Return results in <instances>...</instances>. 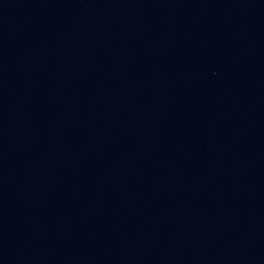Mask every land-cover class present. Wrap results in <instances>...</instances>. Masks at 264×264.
Wrapping results in <instances>:
<instances>
[{
	"label": "water",
	"instance_id": "obj_1",
	"mask_svg": "<svg viewBox=\"0 0 264 264\" xmlns=\"http://www.w3.org/2000/svg\"><path fill=\"white\" fill-rule=\"evenodd\" d=\"M0 264H264V0H0Z\"/></svg>",
	"mask_w": 264,
	"mask_h": 264
}]
</instances>
